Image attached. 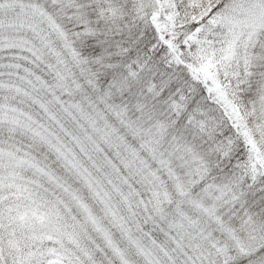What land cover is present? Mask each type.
<instances>
[{
	"label": "snow or ice",
	"instance_id": "1",
	"mask_svg": "<svg viewBox=\"0 0 264 264\" xmlns=\"http://www.w3.org/2000/svg\"><path fill=\"white\" fill-rule=\"evenodd\" d=\"M0 264H264V0H0Z\"/></svg>",
	"mask_w": 264,
	"mask_h": 264
}]
</instances>
